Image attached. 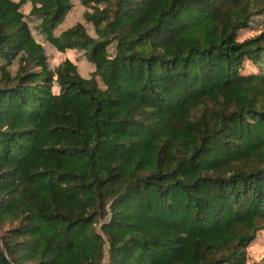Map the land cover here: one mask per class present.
<instances>
[{
	"label": "trees",
	"instance_id": "16d2710c",
	"mask_svg": "<svg viewBox=\"0 0 264 264\" xmlns=\"http://www.w3.org/2000/svg\"><path fill=\"white\" fill-rule=\"evenodd\" d=\"M77 1L92 30L60 28L70 0H0V264H251L264 20L239 32L264 0ZM28 17L90 76L50 70Z\"/></svg>",
	"mask_w": 264,
	"mask_h": 264
},
{
	"label": "rangeland",
	"instance_id": "374dc122",
	"mask_svg": "<svg viewBox=\"0 0 264 264\" xmlns=\"http://www.w3.org/2000/svg\"><path fill=\"white\" fill-rule=\"evenodd\" d=\"M73 4L72 9L68 13L65 22L61 25L60 28H66L76 22L83 21L84 24L88 26L90 30L93 29V25L90 22H87L84 18V11L87 9L82 6L77 0H70ZM261 18V19H258ZM254 19L251 27L243 29L239 32V39L244 40L246 38L257 35L262 29V22L264 20V14L261 17ZM28 23L32 29L34 37L41 42L46 50L47 61L50 70H55L58 65L64 61L65 59H70L75 63H78L81 58H83V51L77 50H58L49 40H47L45 34L39 28V20L36 17H28ZM110 52H114L115 47L111 45L109 48ZM79 72L83 76H90V63L88 61L79 62ZM17 64L14 63L12 65V70L16 69ZM246 71L252 72L255 71V67L246 63ZM54 91L58 93L59 86L55 82L54 83ZM106 219H101L96 225V229L102 233L101 226L105 222ZM105 252H108V244L105 245ZM247 257L248 263L251 264H264V229L257 233L255 240L247 247Z\"/></svg>",
	"mask_w": 264,
	"mask_h": 264
},
{
	"label": "crops",
	"instance_id": "0c3cea01",
	"mask_svg": "<svg viewBox=\"0 0 264 264\" xmlns=\"http://www.w3.org/2000/svg\"><path fill=\"white\" fill-rule=\"evenodd\" d=\"M21 10H22L25 14H28L29 11H30V5H29V3L23 5V6L21 7Z\"/></svg>",
	"mask_w": 264,
	"mask_h": 264
}]
</instances>
